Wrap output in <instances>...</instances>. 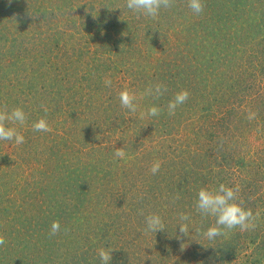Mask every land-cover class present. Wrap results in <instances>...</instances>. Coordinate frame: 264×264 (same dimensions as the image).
Segmentation results:
<instances>
[{"label": "rangeland", "instance_id": "1", "mask_svg": "<svg viewBox=\"0 0 264 264\" xmlns=\"http://www.w3.org/2000/svg\"><path fill=\"white\" fill-rule=\"evenodd\" d=\"M203 3L152 19L126 0H0V111L27 116L6 122L23 144L0 141V264H101L100 248L110 264H264V0ZM158 83L163 96L143 95ZM152 106L160 115L142 117ZM41 118L50 132L33 130ZM221 183L260 218L209 241L197 194ZM150 214L165 230L146 231Z\"/></svg>", "mask_w": 264, "mask_h": 264}, {"label": "clouds", "instance_id": "2", "mask_svg": "<svg viewBox=\"0 0 264 264\" xmlns=\"http://www.w3.org/2000/svg\"><path fill=\"white\" fill-rule=\"evenodd\" d=\"M11 3V0H9ZM174 0H126V7L133 12L156 19L159 16L161 9H168L173 6ZM188 8L194 14H201L204 10L203 0H187ZM104 84L106 87H111L112 81L105 79ZM167 87L163 84H155L145 89L143 95L150 96L154 99H159L165 94ZM189 92L182 90L175 94L174 98L167 104V111L169 115H175V111L178 106L184 104L189 98ZM120 104L123 108L127 109L130 113L135 114L137 112L138 105L136 103V96L128 90H123L119 93ZM45 113L48 109L45 105H41ZM161 113V109L157 106L148 108L145 112L141 113L144 118L157 117ZM256 114L249 112L248 119H254ZM27 116L23 109L17 107L11 112L0 111V141L13 142L15 145H21L25 142V138L15 128L7 127L6 122L13 124L18 123L24 125ZM34 131L38 132H50L51 128L48 125L46 119L41 118L32 125ZM126 156V152L123 148H117L114 152V157L123 159ZM161 168V162L155 161L150 172L155 175ZM239 187H228L225 184H219L218 188L209 190L201 188L197 194V200L195 207L202 216H210L215 218V224L210 226L207 231L203 232V236L209 241L215 240L218 237L227 235L231 230L239 228L240 231H249L256 228V221L260 218V212L255 214L251 209H245L238 201ZM177 199L179 197H176ZM146 231L158 232L165 230V225L162 218L158 214H150L146 218ZM190 220V216L185 213L179 215V232L183 235H188L189 228L187 221ZM61 225L58 221H53L50 225L49 236H55L59 233ZM197 231H199L197 229ZM6 243L3 234H0V246H4ZM110 250L100 248L97 250V255L101 261V264H110L112 260Z\"/></svg>", "mask_w": 264, "mask_h": 264}]
</instances>
